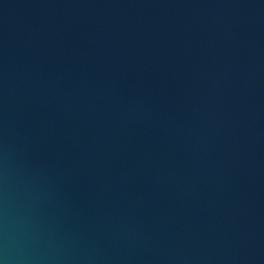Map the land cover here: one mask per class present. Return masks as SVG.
Segmentation results:
<instances>
[{"label": "water", "instance_id": "water-1", "mask_svg": "<svg viewBox=\"0 0 264 264\" xmlns=\"http://www.w3.org/2000/svg\"><path fill=\"white\" fill-rule=\"evenodd\" d=\"M0 264H264V0H0Z\"/></svg>", "mask_w": 264, "mask_h": 264}]
</instances>
